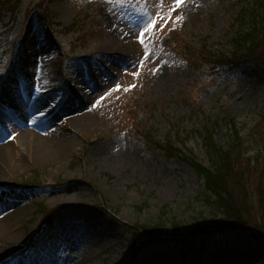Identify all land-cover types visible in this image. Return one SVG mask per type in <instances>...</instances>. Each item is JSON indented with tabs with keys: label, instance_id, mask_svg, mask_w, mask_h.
I'll list each match as a JSON object with an SVG mask.
<instances>
[{
	"label": "rangeland",
	"instance_id": "374dc122",
	"mask_svg": "<svg viewBox=\"0 0 264 264\" xmlns=\"http://www.w3.org/2000/svg\"><path fill=\"white\" fill-rule=\"evenodd\" d=\"M247 1L256 0H18L13 13H0V112L15 113V98L28 112L21 123L5 118L3 143L18 149L25 129L56 122L76 136L58 162L31 163L0 181V218L23 206L0 236V264H235L233 255L264 264V241L252 229L180 237L217 217L187 160L211 165L207 134L227 149L234 120L244 152L264 171V68L208 63L213 51H234L232 23ZM170 8L164 29L147 32L143 44L133 38ZM43 9L50 21L39 20ZM109 39L136 42V50L110 52ZM77 115L93 119L88 128L72 127ZM157 142L183 157L163 154ZM243 176L250 190L260 179L247 166ZM126 224L157 233L136 257ZM30 239L35 246L26 248Z\"/></svg>",
	"mask_w": 264,
	"mask_h": 264
},
{
	"label": "trees",
	"instance_id": "16d2710c",
	"mask_svg": "<svg viewBox=\"0 0 264 264\" xmlns=\"http://www.w3.org/2000/svg\"><path fill=\"white\" fill-rule=\"evenodd\" d=\"M11 1L14 0H0V3L8 6ZM246 3L247 6L240 13L241 16L238 19L241 26L240 30L232 39V46L235 51L231 57H227L231 59H227L226 54L215 52L213 59H210L209 62L231 64L233 59L239 56L245 58V61H253L264 67V0H256L254 3H250L251 5L248 1ZM247 27L248 29H246ZM230 124V129L226 133L227 149L216 144L213 134L206 135L204 145L212 161L210 166L205 167L195 159L186 157L199 176L204 179L203 199L208 204H213L217 217L204 219L203 224L193 229L188 235H181L182 238L200 232L211 233L224 228H239L252 229L254 230L253 235L255 234L257 238L264 240V225L262 224L264 214L261 215L264 210V171L252 164V159H249L244 152L248 143L243 140L239 129L236 128V123L230 120ZM157 144L165 149L169 156L175 155V153L179 155L178 149L170 144L167 143L166 147L161 142H157ZM186 158L184 157V159ZM245 166L248 167L249 171L252 170L260 175L256 184L251 185V190L243 180ZM253 203L260 207V214L255 215ZM142 227L138 226L137 228V225L129 227L135 237L131 242L132 249L143 247H141L143 244L140 243L139 239H143L147 235H153V237L157 235L148 226ZM141 232L143 233L141 234ZM152 239H147L145 244L151 242Z\"/></svg>",
	"mask_w": 264,
	"mask_h": 264
},
{
	"label": "bare ground",
	"instance_id": "6f19581e",
	"mask_svg": "<svg viewBox=\"0 0 264 264\" xmlns=\"http://www.w3.org/2000/svg\"><path fill=\"white\" fill-rule=\"evenodd\" d=\"M133 42V41H132ZM130 42L128 45L122 44L119 42H112V39H109L106 41L105 46L107 47L106 50L112 51H118L119 53H122L123 55L133 54L136 50L137 43ZM109 62V60H108ZM14 103L19 102L17 98L12 99V102ZM11 105L12 111L14 110L15 113L8 112L7 115L2 114L1 118L5 122V118L8 116H11L15 118V120L18 123H21L22 118L24 114H28L27 111L22 109V105L17 103V105ZM19 106V107H17ZM17 112V114H16ZM74 121V124L72 127L77 131L79 127L81 128H88V126L91 124L92 118L88 116H80L77 115L72 118ZM6 123V122H5ZM49 124V123H48ZM45 126L46 129L34 131L32 129H25L23 132H21L17 137L19 143L21 146L16 149L17 143L13 142H0V181L4 179H8L11 174L15 175L16 173L20 172L23 173L26 171V169L30 168L31 163L34 164H47V161H54L58 162L61 158H63L66 153L69 146L73 145V143L76 141V136L69 131H66L63 124H58V122ZM38 125H42V122H40ZM42 126V127H43ZM70 126V125H69ZM80 128V129H81ZM0 138L3 136V132H1ZM19 153V157L15 160V154ZM29 161H26V160ZM6 161L8 164H6ZM5 166V170L2 169V165ZM17 171V172H16ZM22 205H13L10 210H7V213L4 214V217L0 218V236L4 234L7 230V225L9 228V225L11 223L13 224L18 219V212L22 210ZM5 231V232H3ZM94 235V234H93ZM94 237V236H93ZM0 239H3L0 237ZM252 257V256H251ZM230 257H225L221 259L219 262L223 264V262ZM233 261H235V264H248L249 258L248 257H241L237 255L231 256Z\"/></svg>",
	"mask_w": 264,
	"mask_h": 264
},
{
	"label": "snow or ice",
	"instance_id": "6c2138e0",
	"mask_svg": "<svg viewBox=\"0 0 264 264\" xmlns=\"http://www.w3.org/2000/svg\"><path fill=\"white\" fill-rule=\"evenodd\" d=\"M176 5H179L181 3V0H174ZM173 11V9H169V15L165 16L163 14H161V12H156L154 16H151L148 20V22L146 23V26L143 28L142 31L138 32V33H131V35L133 36L134 39H136L139 43L143 44L144 43V37L146 35L147 32L152 31L155 32V30L157 29V25H159V27L162 29L164 27V25H166L169 21V19H171V12ZM177 19H179V17H177ZM141 66V62L137 63V68L139 69V67ZM153 71H155V69H153ZM132 75H137V73H132ZM117 88H119L120 86L117 85ZM129 87H134V85H129ZM107 95V93L105 94ZM103 97H101L102 99Z\"/></svg>",
	"mask_w": 264,
	"mask_h": 264
}]
</instances>
